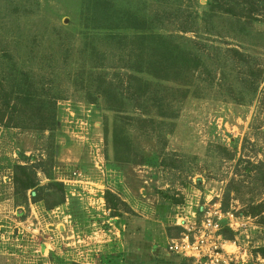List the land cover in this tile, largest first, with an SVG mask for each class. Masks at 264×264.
<instances>
[{
  "label": "rangeland",
  "instance_id": "1",
  "mask_svg": "<svg viewBox=\"0 0 264 264\" xmlns=\"http://www.w3.org/2000/svg\"><path fill=\"white\" fill-rule=\"evenodd\" d=\"M233 1L238 12L239 6L253 7L254 19L247 22L223 10L211 14L213 0H0V60L6 56L35 77L45 75V88L63 96L53 133L0 125V264H200L173 257L169 241L184 232L176 224H199L216 207L224 212L225 190L246 140L252 147L246 146L245 154L258 149L263 160L264 96L252 106L238 104L242 84L227 66L225 80L218 71L217 80L207 84L196 74L178 77L168 65L170 81L163 82L164 90L159 86L158 97L152 95L156 104L164 100L162 110L146 99L149 114L118 112L110 107L112 98L106 104L93 93L96 83L89 74L104 67L107 80H116L123 56L127 59L124 46L137 51V31L120 30L115 38H123L110 39L112 30L101 29L98 19L94 25L92 18L97 7H107L99 17L104 26L109 23L104 20L114 24L126 12L156 13L164 22L155 23L156 33L180 36L176 42L204 52L213 69L229 47L264 66V0ZM233 1L219 0L224 10ZM184 24L195 25L196 32L185 35L189 42L177 29ZM146 51L150 62L155 53ZM93 94L98 100H91ZM126 116L134 120H122ZM223 148L236 160H225ZM29 158L53 159L48 170L65 188L63 205L47 210L44 202L32 201V192L28 205L18 202L14 167L27 165ZM163 162L178 169L165 168ZM37 176L41 186L49 183L42 172ZM252 189L239 195L236 187L231 189L227 213L238 218L235 230L227 227L230 239L222 236L221 243L233 264H264V212L260 217L240 214L254 197ZM107 190L126 204L121 206L124 218L112 217L104 199Z\"/></svg>",
  "mask_w": 264,
  "mask_h": 264
},
{
  "label": "trees",
  "instance_id": "2",
  "mask_svg": "<svg viewBox=\"0 0 264 264\" xmlns=\"http://www.w3.org/2000/svg\"><path fill=\"white\" fill-rule=\"evenodd\" d=\"M210 7L209 13L211 14L217 13L218 10H223L229 16L238 19H249L247 22L254 19L252 16L254 12L253 7L246 8L239 6L240 10L238 12V1L230 2L224 10L219 0H213L210 3ZM102 14H107V7L95 8L92 21L94 25L99 22L101 29L109 28L108 30H112L110 32L112 34L108 36L110 39H114L120 30L131 29L134 32L137 31L135 38L139 42L137 51L133 50L132 45L129 49L127 46H124V49L128 50L126 54L127 59L123 56L122 59L125 64L120 66L118 72H116V80H107L106 73H108V70L104 67L101 70L102 72L96 73L97 71L91 70L94 73L91 72L89 74V79L93 78L96 83L93 93H96L97 97H101L106 104L112 98L113 101L110 104L113 106L110 107L116 109L118 112L140 110L144 112V115L145 113L149 114L152 110L151 105L149 103L146 104V99L155 103L156 98H152V95L154 94L158 97L162 89H165L166 85L163 82H169V77H172L171 72H169L171 68L168 65L176 69L177 75L179 73L181 77L183 75L187 76L189 73L193 78L196 74L199 80L207 84L215 80V72L217 73L218 71H220L222 79L225 80L227 74L224 68L227 66L231 72L237 71L238 75H235V78L242 84L241 93L235 97V101L238 104L252 106L260 99L262 94L264 96V66L260 65L257 62L258 60L250 54L229 47L225 51L224 61L219 62L224 66L218 63L213 69L210 65L211 63L209 64L206 58L203 57L204 52H195L187 48V46L177 43L175 37L180 36L156 33L155 30L157 28L155 27V23H164L159 14L155 13L153 17H150L143 16V14L134 11L131 13L126 12L129 15L126 18L118 19L114 24L110 20L107 21L108 19L104 20L109 22L105 26L101 25L104 22L99 18ZM194 27V24L191 26H188V24L178 26L179 33L184 34L181 36L182 40L191 41L185 35L195 33ZM94 28L97 29V26ZM123 37L119 36L117 38L121 39ZM146 48L151 49L153 54L155 53L150 62H147L146 56H144V53H147ZM94 50L98 53L100 52L97 46L94 47ZM156 54H159L161 58H157ZM2 58L4 59L0 60V125L6 129L32 130L42 134L45 132L53 133L57 126L58 102L60 99H63V96L58 94V92H54L55 89L53 87L45 88L44 85L47 80L45 75L38 76L40 78L35 77L25 67L19 66L17 62L7 60L6 56ZM209 76L211 77L208 78ZM213 77L214 79H212ZM214 85L217 84L211 83L210 86ZM111 86L114 87V91H111ZM159 86L162 88L161 90ZM94 94L91 100L96 99ZM246 97H248V100H246ZM114 101H117V104H114ZM261 102L264 104V100H261ZM156 105H159L162 110L164 100L159 101L157 104L155 103L154 106ZM122 120L132 121L134 118L126 116ZM159 140L165 142L166 138L160 136ZM245 142L242 147L243 152H241V157L238 158L235 165V178L230 179L225 190L224 203L226 206L223 211L224 213L229 211V204L232 200L231 189L233 187H236L238 195L244 188H253L251 191L254 192V197L244 203V209L240 214L245 213L246 216L260 217L264 212V199H261L262 194H264V154H262L263 160L258 159L261 154L258 149L245 154L246 146L252 147L249 140ZM253 146L255 147L256 145L253 144ZM223 152L225 160L231 162L236 160L234 153L232 154L225 148H223ZM30 162H33V160L29 158L27 165L16 164L14 167L15 194L18 202L21 199L22 205H28V192H32V201L34 203L44 202L47 210H52L63 205L66 200L65 188L61 183L56 182L50 177L48 170V168L53 167V159L48 158L33 162L32 164H29ZM163 166L174 170L178 169L176 164H166L163 162ZM38 172H42L47 176L49 183L45 186H41L37 176ZM240 198L238 197V201L241 202ZM104 199L108 209L112 213V217H125L121 206L126 204L116 194L107 190ZM177 229L181 231V229ZM225 233L228 234L225 235ZM229 234H232V232L222 223L221 235L226 239H230ZM153 249H156V247L153 246ZM262 252L264 256V250ZM173 257L180 259L174 255ZM180 260L184 262V260ZM170 264L173 263L171 262Z\"/></svg>",
  "mask_w": 264,
  "mask_h": 264
},
{
  "label": "built area",
  "instance_id": "3",
  "mask_svg": "<svg viewBox=\"0 0 264 264\" xmlns=\"http://www.w3.org/2000/svg\"><path fill=\"white\" fill-rule=\"evenodd\" d=\"M74 175L81 176L78 172ZM236 218L238 217L231 213H224L216 207L213 212L208 211L199 224L193 222L183 226L178 223L176 225L182 226L184 232L181 237L169 241L168 252L180 259L200 261L196 262L200 264L204 260L205 264H233V259H228L229 262H227L225 249L221 243L223 240L221 229L223 220L228 222L227 227L232 228L233 224L237 223Z\"/></svg>",
  "mask_w": 264,
  "mask_h": 264
}]
</instances>
